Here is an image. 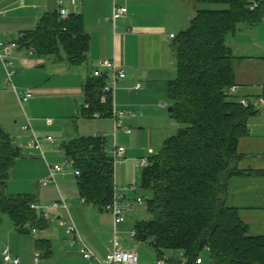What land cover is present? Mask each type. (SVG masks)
Listing matches in <instances>:
<instances>
[{
	"label": "crops",
	"instance_id": "1",
	"mask_svg": "<svg viewBox=\"0 0 264 264\" xmlns=\"http://www.w3.org/2000/svg\"><path fill=\"white\" fill-rule=\"evenodd\" d=\"M115 7H125L126 14L114 19ZM60 9L67 16L81 15L83 19L89 36L84 65L71 67L62 60L39 57L31 49L18 46L8 57L12 63L10 69L15 71L10 82L0 64L1 101L8 92L16 100L15 91L31 93L26 104L32 116H24V123L28 121L41 139L40 149L29 147L30 134L22 132L20 136V126L15 136L8 135L21 152L25 150L23 155L30 160L39 155L44 161L35 186L27 185L22 193L9 194L8 181L6 188L9 195L31 196L30 207L35 208L31 209L44 224L22 233L0 211V253L8 249L21 264H34L36 252L41 256L39 264H93L81 258L77 246L56 245L70 222L76 226L84 244L100 259L110 252L114 234L123 248L126 242L122 238L128 235V239H132L134 225L130 227L126 219L115 226L109 212H94L96 207L82 202L74 168L65 164L67 158L62 145L80 137L105 136L109 155L113 145L123 147L122 158L113 166L114 194H121L122 187L134 186L137 192H125L126 202L132 201L128 196H138L140 191L134 181L136 173L144 168L140 160L148 161L178 129L168 112L171 103L167 98V84L176 77L170 36L188 27L196 6L183 0H0V43H17L44 15ZM225 44L234 57L240 58L234 70L233 96L238 101H246L255 112L247 123L248 135L238 144L237 169L244 174L231 178L226 204L237 210L248 236L264 237V18L252 25H238L235 33L225 38ZM105 59L115 62L126 77L113 84L104 73L105 85L113 89L112 115L108 119L88 118L82 113V86L93 70L101 69L100 64ZM48 67L52 71L48 76L61 75V81L51 85V78L39 79L38 70L45 71ZM8 84L12 85L11 91L6 89ZM59 98H65V103ZM118 112L124 114L122 127L114 131L113 116ZM14 117L19 119L20 115L16 113ZM6 118L0 116V128L7 134ZM13 124L20 125L16 119ZM124 128L131 132L125 133ZM46 137L52 141H45ZM22 159V155L17 158L14 169ZM49 163L61 165L62 172L56 175L55 185L42 186L41 182L48 176L46 164ZM54 203L59 207L51 209ZM45 210L46 219L40 214ZM38 242L45 243L47 250L39 249Z\"/></svg>",
	"mask_w": 264,
	"mask_h": 264
},
{
	"label": "trees",
	"instance_id": "2",
	"mask_svg": "<svg viewBox=\"0 0 264 264\" xmlns=\"http://www.w3.org/2000/svg\"><path fill=\"white\" fill-rule=\"evenodd\" d=\"M183 1L194 4L196 11L188 27L172 40L176 77L167 84L169 116L179 127L141 172L139 191H148L151 197L142 204L148 219L134 224L132 239L147 244L156 262L166 264H196L197 259L201 264H264V237L248 236L237 210L226 204L231 178L244 174L237 169L238 144L248 135L247 123L255 112L229 93L240 58L225 44L238 25L264 18V0ZM253 3L258 5L250 10ZM16 44L75 67L87 62L89 36L81 15L61 19L54 12L44 15ZM106 81L103 75L84 82V116L111 117L112 95L103 93ZM62 150L78 172L80 198L104 211L114 197V164L106 138H76L65 142ZM19 156V148L0 128V211L24 233L44 221L31 209V196L6 192ZM38 248L47 250L43 242Z\"/></svg>",
	"mask_w": 264,
	"mask_h": 264
},
{
	"label": "built area",
	"instance_id": "3",
	"mask_svg": "<svg viewBox=\"0 0 264 264\" xmlns=\"http://www.w3.org/2000/svg\"><path fill=\"white\" fill-rule=\"evenodd\" d=\"M59 5L61 6V2L59 3ZM257 5H258L257 3H253L250 7V10H254L257 7ZM126 12L127 10L125 7H115L113 18L116 19L120 16H123L126 14ZM58 13L61 19H66L67 14L65 11L60 9ZM170 38L173 39L174 36L171 35ZM15 48H17L16 43H8V44L0 43V64L5 70V75H6V79L8 82L11 81V76L15 74V71L10 69L12 66V63L8 59L11 52ZM100 67L101 69L93 70L92 75H91L92 77L98 78V77L103 76L105 73V75L109 79H111L113 84L116 81L122 80L126 77L124 70L119 68L116 65V63L113 62L112 60H108V59L103 60L100 64ZM136 87L139 88V85H137ZM112 92H113L112 87H109L107 85L103 87V93L112 95ZM229 93L230 94L235 93V87H231L229 89ZM15 95L20 105H22L23 102L31 99V93L29 92L18 93L15 91ZM240 104L243 107L249 106L248 103L244 100H240ZM123 116L124 114L122 112H118L115 114V116H113L114 131L122 127L121 120ZM93 117L99 118L97 114H94ZM21 131L24 133L28 132L30 134V142H29L30 148L40 149L41 139L34 134L28 121L26 122L25 125L21 127ZM124 132L129 134L131 131L129 128H124ZM101 137L105 138V136H101ZM44 140L48 142L52 141L50 137H46ZM123 154H124L123 147L113 145V148L110 153V157L112 158L113 164L116 161H118L120 158H122ZM147 163L148 161L145 159L140 160V165L143 167H145ZM65 164L69 165L72 168L74 166L73 160H70V159H67ZM46 169H47L48 176H47V179L41 182L42 186H47L49 184L55 185L56 184L55 177L57 174L62 172V166L59 164H46ZM74 175L78 176V172L75 170H74ZM127 191H132L136 193L137 188H135L134 186H129V187L124 188L121 194L117 196L114 194L111 204L105 207V211L109 212L111 216L113 217V223L115 226L120 225L121 223L125 221V215L133 209V204L140 206L144 202V200L141 197H138L132 204L129 203V201L126 202L125 192ZM82 202H84V200H82ZM58 207H59V204L57 203H54L51 205V209H56ZM31 208L35 209L33 206H31ZM40 214L42 218L44 219L47 218L46 210L43 212L41 211ZM65 233L69 238V243L71 245L78 247L79 255L86 262H93V264H138V256L135 253V251L123 248L116 234H114L112 238V241H111L112 248L110 252L104 258L100 259V258H97L91 252V250L84 244L73 222H70L66 226ZM133 235H134V232L132 231L131 236L133 237ZM180 257H182V254H180ZM40 260H41V256L39 252H36L34 254V264H39ZM0 264H21V262L18 258L13 257L8 251V249H4L0 253ZM156 264H166V263H164L163 260L162 261L160 260V261H157ZM196 264H201V260L197 259Z\"/></svg>",
	"mask_w": 264,
	"mask_h": 264
},
{
	"label": "rangeland",
	"instance_id": "4",
	"mask_svg": "<svg viewBox=\"0 0 264 264\" xmlns=\"http://www.w3.org/2000/svg\"><path fill=\"white\" fill-rule=\"evenodd\" d=\"M200 7L203 9H221L222 8L220 6H211V5H205V6L201 5ZM46 59H49V58L47 57ZM48 74H52V71H50L49 67L46 68L45 71L38 70V72H37L39 79H42L43 81L46 80V78H51V82H50L51 85L57 81H61V79H62L61 75L55 76V77L53 75H49L50 76L49 77ZM14 84L15 83L13 80V85ZM11 86H12L11 84H8V86H6L8 88H6V89L11 91V89H12ZM21 90H23V89H20V91ZM4 96H5V99L3 101L0 100V116H6L7 117L4 120V122L6 124L4 128H7L6 129L7 134H9L11 136H15L19 132L18 126H20V136H23V133L21 131V127L23 125H25L24 116L27 115L29 118L32 116L31 113L29 112L27 104H26L27 101H29V100L23 102V104L20 105L17 102V100L15 99L14 95L9 94V92H8V94H6ZM59 101L65 103V98H59ZM16 113L18 115H20L19 119L14 117V115ZM14 119H16L18 121V124H20V125L14 126V124H13ZM178 127L179 126L177 124V128ZM172 134H174V133H172ZM28 139H30L29 136H28ZM20 146H21V144H20ZM107 148H109V145ZM23 151H25V150L24 149L22 150L21 155L23 156L24 159L20 160V164L18 166H16V168L14 170H12V172L10 173V178L8 180V181H10V183L8 185V191H7L9 194L22 193L23 191H25V188L27 187V185H31L32 187L35 186L36 182L39 180L38 176H40L41 171L43 169L42 166L44 165L43 164L44 161L41 159V157L39 155H37L34 158V160H30V158L23 155L24 154ZM25 159H29L30 161L27 162ZM117 163L118 162L116 161V164ZM140 177H141V173L137 172L136 177H135L136 179H135L134 183L138 187L140 185ZM126 187L127 186L122 187L120 190H122ZM138 197H141L143 200L149 199L151 197V193L148 191L140 190L138 196H136L135 198H132V196H128L129 200L130 199L132 200V201H130L131 203H133ZM89 209H91V207H89ZM86 210L88 211V208H86ZM92 211L99 213L97 208H94V210H92ZM125 217H126L125 218L126 222H127V224H129L130 227L133 226L136 222L147 220L148 214L146 212L145 205L138 206V205L133 204V209L131 211H129L125 215ZM122 239L126 242V244L124 245L125 248L132 249L133 251L136 252V254L138 256V264H156V257L153 254L152 250L148 247L147 244H136L132 239L131 240L128 239V235L127 236L125 235V238H122ZM68 241H69V238L64 232V234L61 233L60 241L56 245H59V246L61 245L60 247L64 248L65 246L69 245Z\"/></svg>",
	"mask_w": 264,
	"mask_h": 264
},
{
	"label": "water",
	"instance_id": "5",
	"mask_svg": "<svg viewBox=\"0 0 264 264\" xmlns=\"http://www.w3.org/2000/svg\"><path fill=\"white\" fill-rule=\"evenodd\" d=\"M171 111H172V108H169V109H168V112L170 113Z\"/></svg>",
	"mask_w": 264,
	"mask_h": 264
}]
</instances>
